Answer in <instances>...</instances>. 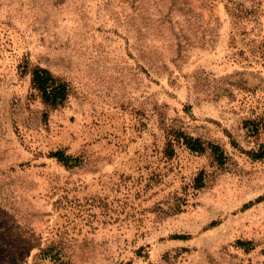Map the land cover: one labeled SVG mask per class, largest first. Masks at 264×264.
Wrapping results in <instances>:
<instances>
[{
  "label": "rangeland",
  "instance_id": "rangeland-1",
  "mask_svg": "<svg viewBox=\"0 0 264 264\" xmlns=\"http://www.w3.org/2000/svg\"><path fill=\"white\" fill-rule=\"evenodd\" d=\"M263 144L264 0H0V264H264Z\"/></svg>",
  "mask_w": 264,
  "mask_h": 264
},
{
  "label": "trees",
  "instance_id": "trees-1",
  "mask_svg": "<svg viewBox=\"0 0 264 264\" xmlns=\"http://www.w3.org/2000/svg\"><path fill=\"white\" fill-rule=\"evenodd\" d=\"M43 84H45V83H43ZM46 86V88L47 87H50V85H45ZM60 92H66V88H65V86H57L56 87ZM261 125L260 124H257L256 126H255V129L258 131L260 128ZM192 147L195 149V150H197V148H195L196 146H194L193 144H192ZM57 155V154H56ZM252 155H253V157L254 158H261V157H263L264 156V144L263 145H261V147H260V149H259V151L257 152H253L252 153Z\"/></svg>",
  "mask_w": 264,
  "mask_h": 264
}]
</instances>
